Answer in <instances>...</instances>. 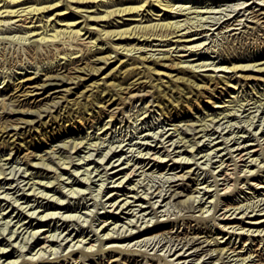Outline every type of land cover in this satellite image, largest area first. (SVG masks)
<instances>
[{"label": "rangeland", "instance_id": "1", "mask_svg": "<svg viewBox=\"0 0 264 264\" xmlns=\"http://www.w3.org/2000/svg\"><path fill=\"white\" fill-rule=\"evenodd\" d=\"M45 1L52 2L42 0L47 4ZM120 1H98V7L91 2L84 5L69 1V7L65 9L67 13L62 17L71 19L76 17L77 20L83 21L84 16L81 17L80 14H85V9L90 11H86V14L97 16L103 14V9L120 6ZM5 2L0 0V4H6ZM65 2L66 0H63L60 4ZM163 2H169L178 9L173 7L172 11L159 15L165 10H160V6L154 5L155 3L146 2L145 5H148L145 8H152L153 14L143 17L146 20L142 23L167 19L183 20L182 23L194 25L190 30L199 29L197 32H203L195 34L196 42L200 45L187 49L183 47V42L143 41L141 48L129 50L125 54L126 50L120 48V51H116L114 42L106 38L102 44V50L106 51L95 56L111 53V59H115V63L111 65L94 62L95 56L90 55L89 59L81 58L72 64L68 57L62 58L63 53L56 56L57 48L51 41L42 39L40 42L37 35L27 36L29 31L24 26L26 23L21 20L15 21L16 18L4 17L8 22L0 26V128L4 124L11 128V125L18 122V116L20 119H27V123L20 122L19 138H16V135L13 138L5 136L6 133L0 137V264H170L168 261L173 264L264 263V223L257 225L247 223L256 219L250 215L261 213L259 210L264 209V75L259 73L257 75L253 71L231 72L228 67L225 69V66H230L232 62H256L259 63L256 68L264 67V14L261 13L258 20L257 17H253L254 12L264 11V0H163ZM22 3L15 5V8L35 4L33 0ZM71 5L73 7H70ZM76 9L84 10L77 12ZM58 10L44 12L43 15H46L43 16V20L35 23L40 24L37 30L42 31L41 24L44 19L54 17L52 12ZM143 13H146V10ZM139 16L141 15L131 17ZM34 17L40 15L36 14ZM115 17L120 21L117 24L124 23L123 26L129 22L124 18H130L129 15H124L123 18ZM160 17L162 20L158 19ZM235 18L237 21H234ZM65 20L59 23H64ZM87 21L92 28L80 36L79 40L83 43L74 45L82 47L83 51L88 49L84 42L90 43L98 36V27L102 28L108 24L105 21L98 23ZM136 22L138 21L132 24ZM227 22L233 24L226 26ZM51 24L47 30L45 27L43 33L54 32ZM117 24L113 21L115 27L110 25L105 29L118 28ZM57 27L63 28L64 25ZM76 27L78 26L74 28ZM85 30L86 28L82 32ZM103 36L98 40L103 39ZM66 38L61 39L62 42L66 41L63 43L64 48L70 41ZM196 42L194 41L195 44ZM177 43L178 47L175 48ZM136 46H140V43ZM168 46H172L169 52ZM145 49L146 51H143ZM83 51L78 54H82ZM86 53L90 54L87 51ZM150 54L152 56L144 65L146 63L151 65L152 71L137 68V71L127 74L122 68L123 72L115 69L109 76H105L118 64L117 58L139 62L138 55L143 57L141 55ZM163 54H169L173 59L161 58ZM182 54L185 55L181 56ZM151 59H160L158 60L160 64H154V60ZM174 61L177 62L175 68H187L197 74L194 85L170 81L166 75L161 74L177 73L178 69L173 70L172 67ZM138 62L134 65L142 67ZM91 64L105 67L104 72L90 79L86 76L88 80L79 81V85L70 83L48 89L52 92L65 86L73 87L66 97L71 100L77 99L79 102L72 106L71 103L67 101L65 103L60 99L56 105L46 107L49 102L51 103L52 97L58 100L59 97L55 95L60 96L62 93L54 92L49 97L47 91L36 97L31 96L28 103L23 99V95L17 96L21 91L15 89V84L24 74L34 75V84L45 83L47 87H51L54 85L51 83L57 82V79L50 80L45 78V75L64 73L84 75L75 72L71 67ZM202 64H207L208 68ZM210 74L218 80L216 84L211 85L214 90L212 92L211 89L198 90L196 83H203L202 80ZM242 74L251 76L246 78ZM253 75L255 78H252ZM103 76L104 78L100 79ZM96 79L106 83L99 85L96 90L94 88L95 91L90 95L89 91L85 97L82 96L79 92ZM187 96L189 99H186ZM43 107L46 111L41 109ZM26 108L30 111L34 109V113L20 114L19 111ZM30 120L33 122H29ZM10 132L13 133V130ZM240 144L245 145L240 147ZM246 146L249 149L256 148L257 151H251L250 154H254L250 155V158L245 155L246 161L239 160L236 149L240 151ZM209 153L211 154L208 156ZM231 154L235 157H230ZM226 163L229 164L227 171L223 166ZM134 164L136 170L130 174L135 167ZM181 173L184 174L183 178ZM228 175L230 177H227ZM122 179L124 182L120 183L119 180ZM125 197L130 200V204H125V209L118 206L113 209L118 199L120 201ZM112 200H117L113 207L110 204L114 202ZM224 214L225 217L234 219L222 220L225 219L222 218ZM106 220L108 228H102L101 225ZM146 225L150 227L148 231L134 233V229L139 231V228H148L143 227ZM223 225L228 227L224 228ZM111 227H114V230H111ZM255 228L263 230L255 232ZM252 229L254 230L251 231ZM108 230L123 237L102 238L101 235ZM241 232L244 233L239 234ZM208 240L210 244L207 245ZM219 241L221 242L217 245ZM245 241L246 244H243ZM42 244L45 245L42 247ZM107 244L112 246L109 247ZM202 246L207 249L216 247L217 250H213L212 257L206 252L195 255L194 249H201ZM221 247L226 249L218 252ZM173 250L184 253V256L178 257V251L172 254ZM245 256L247 260L242 261L243 257L246 259ZM132 257H136V260Z\"/></svg>", "mask_w": 264, "mask_h": 264}, {"label": "bare ground", "instance_id": "2", "mask_svg": "<svg viewBox=\"0 0 264 264\" xmlns=\"http://www.w3.org/2000/svg\"><path fill=\"white\" fill-rule=\"evenodd\" d=\"M4 1H6L5 3L6 4H0V26L1 25H5V23L6 22H8V21H6V19H4V17H8V19H11V18H16V19H14L15 21H17V20H21L22 22H24V23H26L24 26L27 28V30L29 31V34L27 35V36H29L30 34L33 36V35H37V36H39V41L40 40H42V39H46L47 41H51L52 43H53V45H55L56 46V48H57V52H56V56H58V54H60V53H63V54H61L62 55V58H64V57H68L67 59H69L70 60V62L73 64V63H75V62H78L81 58H87V59H89V57L90 56H95L97 53H102V52H104V51H106V50H102L103 49V46H102V44L103 43H105L104 41H106L105 39L106 38H109L112 42H114V44H115V50L116 51H120V48H122V50L124 49V50H126V52H125V54H127V51H129V50H132L133 51V49H137V48H141V44H143V41H145L146 43H151V41L152 40H160V41H173L172 43H175V42H179V43H182L183 42V47H185V48H189V49H191V48H193V47H195L196 45H200V43H197L196 42V40H197V37L195 36V34H198V33H203V32H197L199 29H194V30H190L191 29V27H193L194 25H188V24H186V22H183L182 23V21H180V20H178V19H176V20H163V21H157V22H150V23H142V21H145L146 20V18L145 19H143V17H146V16H151L152 14H153V12H152V14H151V10H152V8H150V7H148L147 9L145 8L148 4H146L145 5V3L146 2H152V4L153 3H155L154 5H156V6H160L159 8H160V10H165L163 13H159V15H161V14H164L166 11H170L171 9L173 10V7L174 6H172V4L170 3L169 4V2H167V3H164L163 2V0H144L143 2H141L142 0H121L120 1V6H117V7H114V8H109V9H103L102 11H103V14H101V15H93V14H86V11H89V10H87V9H85V14H80V16L82 17V16H84V20L83 21H79V20H77L76 19V17L74 18H67V17H62V16H64L65 15V13H67V12H65L66 10L65 9H68V7H69V1H70V3H71V1H74L75 3H83L84 5H88L90 2L91 3H93V5H95L96 7H98V1L100 2V1H104V0H66V2L63 4V3H61L60 4V2H62L63 0H52V2H50V3H47L46 1V3L47 4H44L43 2H42V0H33V3H35V4H31V5H27V6H21V7H17L16 6V8H15V5H17V4H20V3H24L26 0H4ZM113 1V0H112ZM155 1V2H154ZM116 2V1H115ZM22 3V4H23ZM174 4V3H173ZM25 5V4H24ZM117 5V4H116ZM101 6V5H100ZM70 7H73L72 5L70 6ZM79 7V6H78ZM188 7V6H187ZM264 7V6H263ZM75 8H77V6H75ZM107 8V7H106ZM175 9H176V7H174ZM181 8V7H180ZM54 9H59L58 10V12H52L53 13V16L54 17H52V16H47L48 17V20H46V19H44L45 21H43V23L41 24V28L43 29L42 31H39V30H37V28L40 26V24L39 25H37V24H35L36 23V21H40V20H43V16H45V15H43L44 14V12H48V11H53ZM178 9V8H177ZM176 9V10H177ZM247 9V8H246ZM81 10H84V9H76V11L78 12V11H80L81 12ZM101 10V9H100ZM144 10H146V13H143L144 12ZM171 10V11H172ZM181 10V9H180ZM179 11V10H178ZM239 11V10H238ZM90 12V11H89ZM177 12V11H176ZM51 12L49 13L50 15L52 14ZM75 13V12H74ZM155 13V12H154ZM184 13V12H183ZM261 13H263L264 14V11L262 10L260 13H259V11H258V13H253V17H257V20L258 19H260V14ZM40 15V17H34L35 15ZM124 15H129L130 16V18H124L125 19V21L126 20H128L129 22H127V24H126V26H123L124 25V23H122V24H120V25H118L117 23H119L120 21H118L117 20V18L115 17V16H117V17H119V18H123V16ZM135 15H141V16H139L138 18H136V17H131V16H135ZM180 15V14H179ZM238 15V14H237ZM244 15V14H243ZM61 16V17H60ZM236 16V15H235ZM260 16V17H259ZM233 17V16H232ZM249 17V16H248ZM252 17V16H251ZM263 17V16H262ZM35 18V19H34ZM150 18V17H149ZM189 18V17H188ZM203 17H201V19H202ZM65 19H67V20H65ZM79 19V18H78ZM143 19V20H142ZM158 19H161V17L160 18H158ZM164 19V18H163ZM186 19V18H185ZM200 19V20H201ZM62 20H65L66 22H64V23H59V21H62ZM87 20H91L92 22H96V23H98V21H105L106 23H108L107 24V26H104V27H102V28H99L98 27V30H97V35L98 36H96L95 38L93 37V36H91V38L93 37L94 39H92L91 41H90V43H88V42H84V44H85V46L88 48L86 51L87 52H89L90 54H87L86 53V51H83V49H82V47H76V46H74V45H78V44H81V43H83V42H81V40H79L80 39V36L82 35V34H85L88 30H89V28H92L91 26H90V24H89V21H87ZM162 20V19H161ZM190 20V19H189ZM199 20V19H198ZM237 21V19L235 18L234 19V21ZM262 20V19H261ZM264 20V19H263ZM14 21V22H15ZM52 21H54V22H52ZM113 21L115 22L116 21V24L118 25L117 27L118 28H107V29H105V27H109L110 25H113ZM135 21H138V22H136V23H134V24H132L133 22H135ZM147 21H148V19H147ZM187 21V20H186ZM192 21V20H191ZM231 21V20H230ZM233 21V20H232ZM255 21H256V19H255ZM9 22H11L10 20H9ZM51 22H52V24H51ZM84 22V23H83ZM190 22V21H189ZM193 22V21H192ZM194 22H196V20L194 21ZM198 22H200V21H198ZM30 23V24H29ZM80 23H82L81 25H79ZM110 23V24H109ZM188 23V22H187ZM235 23V22H234ZM52 25V29H53V31L54 32H52V33H47V31H45V33H43L44 32V30H45V27H46V30L48 29L47 27H49V25ZM191 24V23H190ZM200 24V23H199ZM214 24V23H213ZM220 24V23H219ZM231 24H233V22H227V24H226V26H228V25H231ZM11 25V24H10ZM57 25H64V27L62 28V27H57ZM183 25H185V26H183ZM224 25V24H223ZM75 26H78V27H76V28H74ZM90 26V27H89ZM183 26V27H182ZM195 26H196V24H195ZM200 26V25H199ZM202 26V25H201ZM51 27V26H50ZM97 27V26H96ZM112 27H115L114 25L112 26ZM213 27H216V26H214L213 25ZM86 28V30L84 31V32H82V30L83 29H85ZM93 28H94V25H93ZM199 28V27H198ZM204 28V27H203ZM203 28H201V30L203 29ZM227 28V27H226ZM229 28V27H228ZM237 28V27H236ZM221 29V28H220ZM232 29H235V27H232ZM227 30V29H226ZM94 31V30H93ZM221 31V30H220ZM220 31H218V32H220ZM82 32V33H81ZM42 33H43V35H42ZM66 35V37L70 40L69 42H68V46H67V44H66V46H65V48H64V46H63V43H66V41H64V42H62L61 41V39L62 38H66V37H63V36H65ZM30 35V36H31ZM102 35H104L103 36V39H99L98 40V38L100 37V36H102ZM59 36H62V37H59ZM90 36V34L87 36V37H89ZM116 36V37H115ZM71 37V38H70ZM115 37V38H114ZM173 37H177L176 39H173ZM23 38V37H22ZM38 38V37H37ZM66 38V39H67ZM173 39V40H172ZM36 40V39H35ZM101 40H102V42H101ZM113 40H117V41H113ZM44 41V40H43ZM42 41V42H43ZM47 41H46V43H47ZM131 41H137L136 43H132ZM194 41L197 43V44H195L194 43ZM205 41V40H204ZM41 42V41H40ZM110 42V41H109ZM184 42H187V43H184ZM33 43H34V40H33ZM44 43V42H43ZM52 43H50V44H52ZM99 43V44H98ZM101 43V44H100ZM121 43H124V44H121ZM132 43V44H131ZM137 43H140V46H136V44ZM194 43V44H193ZM202 43V42H201ZM31 44V43H30ZM34 44H36V43H34ZM167 44V43H166ZM59 45H61V46H59ZM127 45H129V46H127ZM149 45V44H148ZM182 45V44H181ZM96 46V47H95ZM113 46V45H112ZM173 46V45H172ZM172 46L170 47V46H168V48L169 49H167V52H169V51H171V48H172ZM93 47H95V49H93ZM145 47V46H144ZM174 47V46H173ZM176 47H178V43H177V45L175 46V48ZM182 47V46H181ZM93 49V50H92ZM110 49H112L111 47H110ZM109 49V50H110ZM147 49V48H146ZM146 49L145 50H143V51H146ZM184 49V48H183ZM195 49V48H194ZM114 50V51H115ZM174 50V49H173ZM172 50V51H173ZM81 51H83L82 52V54H78L79 52H81ZM140 51H141V49H140ZM156 51V50H155ZM176 51V50H175ZM28 52V51H27ZM122 52V51H121ZM148 52H151V51H148ZM162 52V51H161ZM157 53V52H156ZM164 53V52H163ZM30 54V53H29ZM75 54V55H74ZM145 54H146V52H145ZM155 54V53H154ZM153 54V55H154ZM170 54V53H169ZM169 54H163V56L161 57V58H170V55ZM54 55V54H53ZM53 55H52V57H53ZM83 55V56H82ZM90 55V56H89ZM162 55V54H161ZM175 55V54H174ZM183 55H185V54H182L181 56H183ZM139 57H137V59L139 60V62L138 61H134V60H127V59H121V58H117L116 60H118V64H116V65H114L107 73H106V77L107 76H109V74H110V72L111 71H113V70H115V71H122V68H124L125 70V73H126V71H127V74H130V73H132V72H134L137 68H143V69H148V71H152L153 70V67L151 66V65H147V63L144 65V62H146L151 56H152V54H150V55H146V56H144V55H141V56H143V57H140V55H138ZM55 57V56H54ZM155 57V56H154ZM154 57H152V58H154ZM240 57V56H239ZM74 58H77V59H74ZM112 58V54L111 53H105V54H103V55H100L99 54V56H95V58L93 59V61L94 62H102V63H108L109 65H111V64H113V63H115L114 61H115V59L114 60H112L111 59ZM114 58V57H113ZM236 58V57H235ZM110 59H111V61H110ZM170 59H173V58H170ZM241 59V58H240ZM256 59V58H255ZM153 62H154V64H160L159 63V61L158 60H160V59H151ZM66 61V60H65ZM87 61V60H86ZM173 61V60H172ZM230 61V60H229ZM91 62V61H90ZM136 62H138V63H141L142 65V67H139L138 65H134ZM179 62V61H178ZM245 62V61H244ZM258 62V61H257ZM58 63V62H57ZM61 63V62H60ZM64 63H66V62H64ZM70 63V64H71ZM173 63V62H172ZM176 63L177 62H175L174 61V65L172 66V67H174L175 65H176ZM199 63L200 62H198V65H199ZM203 63V62H202ZM204 63H207V62H205L204 61ZM214 63V62H213ZM226 63V62H225ZM260 63H262V62H260ZM52 64V63H51ZM69 64V65H70ZM85 64V63H84ZM196 64V63H195ZM207 64H209V63H207ZM207 64H202V65H204V66H206ZM215 64V63H214ZM259 63H250V62H247V63H236V62H232L231 63V65L230 66H225V69H226V67H228L230 70H231V72L233 71V72H237V71H253V72H256V74L257 73H259V74H263L264 75V67L262 66V67H259L258 66V68H256V66L258 65ZM66 65V64H65ZM130 65V66H129ZM134 65V66H133ZM163 65V64H162ZM201 65V66H202ZM213 65V64H212ZM264 65V64H263ZM57 66V65H56ZM59 66V65H58ZM181 67V66H180ZM207 67V66H206ZM66 68H68V67H66ZM104 68L105 67H103V66H96V65H93L92 66V64H91V66H89V65H85V66H78V65H74V66H72L71 67V69H73L75 72H80V73H84V75H81V74H75V75H73V74H68V75H66L65 73L64 74H59V75H57V74H53V75H48V76H46L45 75V78L47 77V78H49L50 80L51 79H54V81H55V79H57V82L55 81V83H51V84H54L53 86H51V87H47V85L45 84V83H42V84H39L38 82H37V84L35 83H33L34 81H35V76L34 75H31V74H24L23 76H22V78L18 81V82H16V84H15V89L16 90H18V91H21L20 93H18V95L17 96H22L23 95V99H25L26 101L25 102H29L28 100H29V98L31 97V96H37V95H39V94H43L44 92H47L48 91V93H47V96H49V97H51L52 96V93H54V92H56V93H62L60 96H58L57 94L55 95V97H59V99L58 100H54V97H52L51 98V103L49 102V105L47 104V102H46V104H47V106L46 105H44V106H46V107H48V106H50V105H56L59 101H60V99H63V101H65V103H71V106H72V104H76V103H78L79 102V100H77V99H67V97H66V94L67 93H69L70 92V90L73 88V87H70V86H65L64 88H60V89H55L54 91H52V92H49L50 90H48V89H51V88H53V87H59V86H62V85H66V84H70V83H74V84H77V85H79V81H82V80H88V78L86 77V76H89V79L91 78V77H93V76H95V75H100L102 72H104ZM205 68V67H204ZM208 68V67H207ZM209 68H210V65H209ZM223 68V67H222ZM254 68H256V69H254ZM59 69V68H58ZM143 69H142V71H143ZM178 69V70H177ZM215 69H216V67H215ZM218 69V68H217ZM221 69V68H220ZM224 69V68H223ZM69 70L70 69H68V72H69ZM140 70V69H139ZM156 70V69H155ZM173 70H177L178 72L177 73H161V74H164V75H166V77H168V80H170V81H176L177 83L178 82H182V83H185V84H187L188 86H189V84L190 85H194L195 84V80L197 79V74H195V73H193V70H187V68H175L174 67V69ZM207 70V69H206ZM137 71V70H136ZM34 72V71H33ZM123 72V71H122ZM155 73H156V71H154ZM182 73L181 75L179 74L178 75V73ZM35 73V72H34ZM37 73V72H36ZM158 73V72H157ZM233 74V73H232ZM252 74V73H251ZM251 74H242V76L243 77H246V78H249L250 76H251ZM135 75V74H134ZM258 75V74H257ZM38 76V75H37ZM19 77V76H18ZM137 77V76H136ZM139 77H141V76H139ZM138 77V78H139ZM193 77V78H192ZM40 78V77H39ZM104 78V76L103 77H100V79H103ZM252 78H255V76L253 75V77ZM131 79V78H130ZM133 80V79H132ZM138 80V79H137ZM44 81H45V79H44ZM164 81V80H163ZM203 81V83H196V88L198 89V90H201L202 88L203 89H211V92L214 90V88H211V85L212 84H216L217 82H218V80H216L215 79V77L213 76V75H208L207 76V78H205L204 80H202ZM14 82V81H13ZM50 82V81H49ZM48 82V83H49ZM134 82H135V80H134ZM15 83V82H14ZM106 83V81H103V82H99V81H97V79L96 80H93L92 82H90V83H88L87 85H85V89H83V90H81L79 93L82 95V96H86V93L87 92H89L90 91V93L88 94V95H90L92 92H94L96 89H98L99 88V85H103V84H105ZM131 83V82H130ZM129 83V84H130ZM167 83V82H166ZM226 83H228V82H226ZM128 84V83H127ZM229 84V83H228ZM48 85H50V84H48ZM168 85V84H167ZM187 86V87H188ZM195 86H193V87H195ZM122 87V86H121ZM121 87H119V89L121 88ZM127 87V86H126ZM228 87H230L231 88V86H229L228 85ZM19 88V89H18ZM24 88V89H23ZM27 88V89H26ZM95 88V90H93ZM124 89H125V87H124ZM42 90V92H40ZM192 91V90H191ZM76 94V93H75ZM80 94H77V96H79ZM96 95V94H95ZM14 96V95H13ZM76 96V97H77ZM96 97V96H95ZM18 98V97H17ZM17 98H16V100H17ZM186 98V97H185ZM183 99V98H182ZM186 99H189V97L187 96V98ZM251 99V98H250ZM20 100V99H19ZM34 100H35V98H34ZM67 101V102H66ZM183 101V100H182ZM255 101V100H254ZM108 102V101H107ZM20 103V102H19ZM263 103V102H262ZM21 104V103H20ZM20 104H18V106L20 105ZM23 105V104H22ZM43 106V105H42ZM251 107V106H250ZM49 108H51V107H49ZM38 109H40V107H38ZM41 109H44V107L43 108H41ZM17 110H19V109H17ZM16 110V111H17ZM34 110V109H33ZM33 110H29V109H27L26 108V110L24 109V110H20L19 112H20V114H29V113H34L33 112ZM45 110V109H44ZM50 110H52V109H50ZM13 111H15L14 109H13ZM35 111H36V109H35ZM46 111V110H45ZM26 112V113H25ZM37 112H39L38 110H37ZM36 113V112H35ZM43 113V112H42ZM42 113H40L41 115H42ZM37 114V113H36ZM18 118H19V120H18V122H15L13 125H11L12 127L11 128H9V127H7V125H5L4 124V126L2 125V127L0 128V131H1V134H0V137L4 134V133H6L5 134V136H9V137H12L13 138V136H15L16 138L18 137H20V134H19V132H18V130L21 128V124H22V122H26L27 123V119L25 120V119H20L21 117H19L18 116ZM9 120H11L10 118H9ZM16 120V119H15ZM11 122V121H10ZM20 122H21V124H20ZM29 122H33V121H29ZM26 125V124H25ZM10 130H13V133H11L10 132ZM23 130V129H22ZM166 132V131H165ZM263 132H264V130H263ZM169 133V132H168ZM165 134V133H164ZM167 135V134H166ZM231 135H232V132H231ZM230 135V136H231ZM238 136V135H237ZM236 136V137H237ZM249 136V135H248ZM227 137V136H226ZM241 137H243V135H241ZM23 138V137H22ZM162 138H164V137H162ZM161 138V139H162ZM230 138V137H229ZM240 138V137H239ZM238 138V139H239ZM260 138V137H259ZM225 139H227V138H225ZM160 140V139H159ZM169 140V139H168ZM172 140V139H171ZM256 140V139H255ZM264 140V139H263ZM162 141V140H161ZM239 141V140H238ZM258 141V140H257ZM260 141V140H259ZM160 142V141H159ZM164 142H166L165 140H164ZM171 142V141H170ZM13 143H14V139H13ZM77 143V142H76ZM79 143V142H78ZM168 143H169V141H168ZM172 143H173V141H172ZM224 143V142H223ZM259 143V142H258ZM262 143V142H261ZM167 144V143H166ZM229 144V143H228ZM232 144V143H231ZM243 144V143H242ZM247 144V143H246ZM248 144H251V143H248ZM144 145H145V143H144ZM143 145V146H144ZM158 145V144H157ZM160 145V144H159ZM169 145V144H168ZM245 145V144H244ZM244 145H241L240 144V147L241 146H244ZM257 145V144H256ZM262 145V144H261ZM219 146V145H218ZM226 146V145H225ZM228 146V145H227ZM263 146V145H262ZM19 147V146H18ZM235 147V146H234ZM141 148V147H140ZM155 148V147H154ZM164 148H166V147H164ZM163 148V149H164ZM236 148H238V147H236ZM179 149V148H178ZM178 149H175V150H178ZM216 150H217V147L215 148ZM226 149V148H225ZM242 149H244V150H242ZM242 149H240V151H238L239 149H236V151H237V153H236V155H237V158H240L239 160H242V161H246V159H244V156L245 155H248V157L250 156V155H252V154H254V153H252V154H250L251 153V151H253V152H256L257 151V149L256 148H250L249 149V147H242ZM155 150H157V149H155ZM168 150V149H167ZM211 150V149H210ZM212 150H213V147H212ZM211 150V151H212ZM223 150H224V147H223ZM232 150H233V148H232ZM260 150V149H259ZM215 151V150H214ZM140 152V151H139ZM148 152H150V151H148ZM162 152V151H161ZM174 152V151H173ZM177 152V151H176ZM191 152V151H190ZM208 152H210V151H208ZM261 152V151H260ZM178 153V152H177ZM185 153V152H184ZM213 153V152H212ZM143 153H141V155H142ZM154 154H155V152H154ZM159 154V153H158ZM173 154V153H172ZM211 153H209L208 154V156L210 155ZM218 154H220V153H218ZM228 154V153H227ZM140 155V156H141ZM149 155V154H148ZM153 155V154H152ZM235 155V154H234ZM143 156H144V154H143ZM159 156V155H158ZM166 156V155H165ZM182 156V155H181ZM206 156V155H205ZM217 156V155H216ZM153 157V156H152ZM156 157V156H155ZM161 157V156H160ZM185 157V156H184ZM225 157V156H224ZM230 157H235V156H233L232 154H231V156ZM257 157V156H256ZM159 158V157H158ZM164 158V157H163ZM171 158V157H170ZM179 158V157H178ZM250 158V157H249ZM253 158H255V157H253ZM119 159V158H118ZM154 159V158H153ZM161 159V158H160ZM166 159V158H165ZM175 159V158H174ZM230 159V158H229ZM171 160H172V158H171ZM183 160V159H182ZM181 160V161H182ZM248 160V159H247ZM257 160V159H256ZM176 161V160H175ZM180 161V160H179ZM185 161V160H184ZM184 161H182V162H184ZM222 161V160H221ZM255 161V160H254ZM157 162V161H156ZM188 162V161H187ZM229 162V161H228ZM141 163V162H140ZM148 163V162H147ZM223 163V162H222ZM231 163V162H230ZM233 163V162H232ZM246 163V162H245ZM248 163H251V162H248ZM253 163V162H252ZM149 164H150V161H149ZM215 164V163H214ZM244 164V163H243ZM259 164V163H258ZM257 164V165H258ZM46 165V163L44 164V166ZM136 164H134V166H135ZM144 165H146V164H144ZM179 165V164H178ZM227 165H229L228 163H226L225 165H223L225 168H226V171H227ZM234 165V164H233ZM249 165V164H248ZM143 165H140V167H142ZM148 166V165H147ZM217 166V165H216ZM236 166V165H235ZM49 167V166H48ZM120 167V166H119ZM140 167H139V169H140ZM220 167V166H219ZM234 167V166H233ZM144 168H145V166H144ZM229 168H230V166H229ZM247 168V167H246ZM245 168V169H246ZM234 169V168H233ZM239 169V168H238ZM127 170V169H126ZM134 170H136V166L134 167V168H132V170H131V172H130V174L131 173H133L134 172ZM138 170V169H137ZM187 170V169H186ZM189 170V169H188ZM191 170V169H190ZM219 170V169H218ZM241 170V169H240ZM250 170V169H249ZM144 171V170H143ZM185 171V170H184ZM225 171V172H226ZM229 171V170H228ZM247 171V170H246ZM119 172V171H118ZM142 172V171H141ZM188 172V171H187ZM245 172V171H244ZM254 172V171H253ZM125 173H126V171H125ZM189 173V172H188ZM229 173H230V171H229ZM128 174V173H127ZM130 174H129V176H130ZM140 174V173H139ZM179 174V173H178ZM177 174V175H178ZM247 174V173H246ZM174 175V174H173ZM176 175V176H177ZM183 175L184 174H182L181 173V176H182V178H183ZM231 175V174H230ZM233 175H234V173H233ZM240 175V174H239ZM243 175H244V173H243ZM222 176V175H221ZM232 176V175H231ZM242 176V175H241ZM123 177V176H122ZM227 177H230L229 175L227 176ZM173 178V177H172ZM179 178V177H178ZM239 178V177H238ZM126 180H127V178H125ZM124 179H122V180H119L120 181V183H122V181H123ZM164 180H166V179H164ZM171 180V179H170ZM169 180V181H170ZM174 180V179H173ZM226 180V179H225ZM118 181V182H119ZM168 181V180H167ZM216 181V180H215ZM117 182V183H118ZM124 182V181H123ZM137 182H139V181H137ZM229 182V181H228ZM116 183V182H115ZM223 183V182H222ZM220 184V183H219ZM258 184V183H257ZM256 184V185H257ZM118 185V184H117ZM116 185V186H117ZM171 185V184H170ZM261 185V184H260ZM120 186V185H119ZM225 187H226V184L224 185ZM258 186V185H257ZM166 187V186H165ZM163 188H164V186H163ZM203 188V187H202ZM205 188V187H204ZM227 188H229V187H227ZM209 189H210V187H209ZM163 190V189H162ZM162 190H160L159 192H160V196H161V194H162ZM204 190V189H203ZM208 190V189H207ZM206 190V191H207ZM155 191H157L156 189H155ZM154 191V192H155ZM216 191H218V190H216ZM228 191V190H227ZM173 192V191H172ZM179 192V191H178ZM208 192V191H207ZM164 193V192H163ZM174 193V192H173ZM172 193V194H173ZM181 193H182V191H181ZM210 193V192H209ZM227 193V192H226ZM154 194V193H153ZM159 194V193H158ZM179 194V193H178ZM166 195V194H165ZM176 195V194H175ZM215 195V194H214ZM134 196V195H133ZM136 196V195H135ZM134 196V197H135ZM164 196V195H163ZM171 196V195H170ZM189 196V195H188ZM192 196V195H191ZM205 196V195H204ZM146 197V196H145ZM152 197V196H151ZM214 197V196H213ZM223 197V196H222ZM115 198V197H114ZM127 197H125V198H122L120 201H119V199H118V203H117V205L115 206V208H113V209H116V207L118 206V207H121V208H126V206H125V204H127V205H129L130 204V200H128V199H126ZM148 198V197H147ZM146 198V199H147ZM168 198V197H167ZM188 198V197H187ZM263 198V197H262ZM145 199V198H144ZM152 199V198H151ZM163 199H164V197H163ZM196 199H197V196H196ZM211 199V198H210ZM213 199V198H212ZM211 199V200H212ZM191 200V199H190ZM193 200L195 201V199H194V196H193ZM201 200V199H200ZM112 201H114L113 203H111L110 202V204H111V207H113V205L114 204H116V201L117 200H112ZM193 201V202H194ZM204 201V200H203ZM222 201V200H221ZM262 201V200H261ZM210 202V201H209ZM153 203V202H152ZM166 203H167V201H166ZM190 203V202H189ZM200 203V202H199ZM109 204V205H110ZM219 204V203H218ZM258 204V203H257ZM263 204H264V202H263ZM140 206H141V204H139ZM166 205V204H165ZM199 205V204H198ZM211 205V204H210ZM216 205V204H215ZM227 205V204H226ZM164 206V205H163ZM187 207H188V205H186ZM234 206V205H233ZM238 206V205H237ZM247 206V205H246ZM252 206V205H251ZM154 207H155V205H154ZM192 207V206H191ZM203 207V206H202ZM205 207V206H204ZM228 207V206H227ZM262 207V206H261ZM263 207H264V205H263ZM216 208V207H215ZM240 208V207H239ZM245 208V207H244ZM131 209V208H130ZM225 209H226V207H225ZM127 210V209H126ZM125 210V211H126ZM132 210V209H131ZM135 210V209H134ZM152 210H153V206H152ZM223 210H224V208H223ZM228 210V209H227ZM237 210V209H236ZM235 210V211H236ZM239 210H241V209H239ZM251 210V209H250ZM114 211V210H113ZM129 211V210H128ZM128 211H126V212H128ZM136 211V210H135ZM154 211V210H153ZM203 211V210H202ZM206 211H207V209H206ZM216 211V210H215ZM233 211V210H232ZM261 213H258V214H255L254 213V215H250L251 217H255L256 219H252V220H250V221H248L247 223L248 224H253V225H257V224H262V223H264V217H262L263 215H264V209H260L259 210ZM118 212V211H117ZM120 212H122V210L120 211ZM258 212V211H257ZM53 213V212H52ZM131 213H133V211L131 212ZM228 213V212H227ZM244 213H246V212H244ZM253 213V212H252ZM127 214V213H126ZM137 214V213H136ZM150 214V213H149ZM236 214V213H235ZM135 215V214H134ZM225 215L226 214H224L223 215V217L222 218H225V219H222V220H232V219H234L232 216V218H229V216H226L225 217ZM229 215H230V213H229ZM233 215V214H232ZM244 215V214H243ZM249 215V214H248ZM257 215V216H256ZM11 216V215H10ZM42 216V215H41ZM135 216H137V215H135ZM222 216V215H221ZM236 216V215H235ZM145 217V216H144ZM215 217V216H214ZM261 217V218H260ZM39 218H42V217H40L39 216ZM239 218V217H238ZM242 219V218H241ZM41 220V219H40ZM148 220V219H147ZM150 221V220H149ZM148 221V222H149ZM236 221V220H235ZM110 222V221H109ZM150 223V222H149ZM6 224H8V220H7V223ZM17 224H18V222H17ZM62 224V223H61ZM145 224H146V222H145ZM219 224V223H218ZM23 225V224H22ZM115 225V224H114ZM233 225V224H232ZM32 226V225H31ZM135 226V225H134ZM149 225H146V226H143L144 228L145 227H148ZM24 227V226H23ZM25 227H26V225H25ZM101 227L102 228H108V223H107V220L106 221H104L103 222V224L101 225ZM137 227H138V225H137ZM136 227V228H137ZM141 227H142V225H141ZM223 227L225 228L226 227V225H223ZM228 227V226H227ZM226 227V228H227ZM239 227V226H238ZM150 227H148V228H145V229H141V228H139L140 230L139 231H135V229L133 230L134 231V233L135 232H146V231H148V229H149ZM152 228V227H151ZM234 228V227H233ZM262 228V227H261ZM101 229V228H100ZM132 229V228H131ZM243 229V228H242ZM111 230H114V227H111ZM222 230H223V228H222ZM238 230V229H237ZM241 230V229H240ZM254 229H252L251 231H253ZM263 229H257L256 230V228H255V232L257 231V232H260V231H262ZM23 231V230H22ZM21 231V232H22ZM131 231V230H130ZM250 231V230H249ZM127 232V231H126ZM150 232V231H149ZM240 232V231H239ZM254 232V233H255ZM36 233V232H35ZM121 233V232H120ZM238 233V232H237ZM244 232H241V233H239V234H243ZM248 233V232H247ZM115 234V233H114ZM114 234H112V232H110L109 230L105 233H103L102 235H101V237L102 238H104V239H106V238H109V239H120V238H122L123 236H117V235H114ZM224 234V233H223ZM233 234H234V232H233ZM249 234V236H250V233H248ZM47 235V234H46ZM126 235V234H125ZM33 236V235H32ZM36 236V235H35ZM45 236V235H44ZM249 236H248V238H249ZM65 237H67V235L65 236ZM196 237V236H195ZM197 237H199V236H197ZM217 237V236H216ZM239 237V236H238ZM68 238V237H67ZM72 238V237H71ZM70 238V239H71ZM152 238V237H151ZM203 238H205V237H203ZM260 238H261V236H260ZM262 238H263V236H262ZM74 239V238H73ZM80 239V238H79ZM78 239V240H79ZM145 239V238H144ZM150 238L148 237L147 238V240H149ZM195 239V238H194ZM216 238H214V240H215ZM46 240H48V237L46 236ZM72 240V239H71ZM77 240V241H78ZM207 240V239H206ZM264 240V239H263ZM77 241H75V242H77ZM82 241V240H81ZM124 241V240H123ZM146 241V240H145ZM151 241V240H150ZM254 241V240H253ZM79 242H80V240H79ZM140 242V241H139ZM153 242H154V240H153ZM200 242H201V240H200ZM220 242L221 241H219L218 242V244L217 245H219L220 244ZM234 242V241H233ZM242 242V241H241ZM250 242V241H249ZM145 243H147V242H145ZM234 243H236V242H234ZM251 243V242H250ZM139 244V243H138ZM186 244V243H185ZM208 244H210V240H208V243H207V245ZM216 244V243H215ZM227 244H228V242H227ZM226 244V245H227ZM243 244H246V241H245V243L243 242ZM45 244H42V247L44 246ZM92 245V244H91ZM90 245V246H91ZM128 245V244H127ZM126 245V246H127ZM140 245V244H139ZM138 245V246H139ZM225 245V246H226ZM235 245V244H234ZM237 245V244H236ZM74 246V245H73ZM107 246H109V247H111L112 245H108L107 244ZM137 246V247H138ZM184 246V245H183ZM78 247V246H77ZM140 247V246H139ZM224 247V246H223ZM223 247H221L219 250H218V252H220V251H222V249H223ZM231 247V246H230ZM184 248V247H183ZM182 248V249H183ZM234 248V247H233ZM242 248V247H241ZM255 248V247H254ZM264 248V247H263ZM135 249V248H134ZM226 248H224L223 250H225ZM227 249H228V247H227ZM236 249V248H235ZM234 249V250H235ZM91 250V249H90ZM169 250V249H168ZM170 250H171V248H170ZM178 250H180V248L178 249ZM178 250H176V251H174L172 254H174L175 252H177ZM213 250H217V248L215 247V248H204L203 246L201 247V249H194V251H196L194 254L195 255H198L200 252H206V253H209V257H212L213 255H212V252H213ZM245 250V249H244ZM250 250V249H249ZM211 251V252H210ZM240 251H241V249H240ZM156 252V251H155ZM223 252V251H222ZM229 252V251H228ZM232 252V251H231ZM255 252V251H254ZM145 253V252H144ZM217 253V252H216ZM236 253V252H235ZM257 253V252H256ZM136 254V253H135ZM143 254V253H142ZM184 253H180V251H178L177 252V256L178 257H180V256H184L183 255ZM222 254V253H221ZM225 254V253H224ZM258 254V253H257ZM260 254V253H259ZM168 255V254H167ZM249 254H247V256H248ZM83 256V255H82ZM187 256V255H186ZM202 256V255H201ZM220 256V255H219ZM224 256V255H223ZM242 256V255H241ZM252 256V255H251ZM152 257V256H151ZM150 257V258H151ZM166 257V256H165ZM177 257V258H178ZM246 257V256H245ZM248 257H250V255L248 256ZM263 257V256H262ZM42 258V257H41ZM67 258V257H66ZM84 258V257H83ZM132 258H134V260H136V257H132ZM229 258H230V256H229ZM232 258V257H231ZM235 258H237V257H235ZM253 258V257H252ZM45 259V258H44ZM43 259V260H44ZM56 259V258H55ZM58 259V258H57ZM71 259V258H70ZM199 259V258H198ZM260 259V258H259ZM46 260V259H45ZM66 260V259H65ZM113 260V259H112ZM115 260V259H114ZM117 260V259H116ZM163 260H164V258H163ZM163 260H161V261H163ZM166 260H167V258H166ZM215 260V259H214ZM218 260V259H217ZM216 260V261H217ZM222 260V259H221ZM233 260V259H232ZM245 260H247V257H246V259L243 257L242 258V261H245ZM249 260H252V259H249ZM36 261V260H35ZM42 261V260H41ZM73 261H74V259H73ZM220 261V260H219ZM241 261V260H240ZM239 261V262H240ZM25 262V261H24ZM23 262V263H24ZM107 262V261H106ZM109 262V261H108ZM170 264H173L172 262H170V261H168ZM212 262V261H211ZM224 262V261H223ZM230 262V261H229ZM73 263V262H72ZM245 263V262H244ZM247 263V262H246ZM261 263V262H260ZM9 264H11V263H9ZM98 264V263H97ZM144 264V263H143ZM165 264V263H164ZM176 264V263H175ZM230 264V263H229ZM232 264V263H231ZM236 264H237V262H236ZM243 264V263H242ZM252 264V263H251ZM264 264V263H263Z\"/></svg>", "mask_w": 264, "mask_h": 264}]
</instances>
